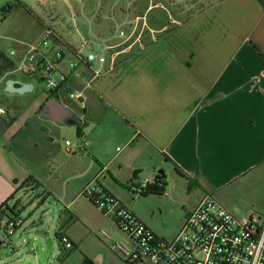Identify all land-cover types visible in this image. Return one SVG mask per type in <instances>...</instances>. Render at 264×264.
<instances>
[{
  "label": "crops",
  "instance_id": "1",
  "mask_svg": "<svg viewBox=\"0 0 264 264\" xmlns=\"http://www.w3.org/2000/svg\"><path fill=\"white\" fill-rule=\"evenodd\" d=\"M147 1L136 17L126 15L123 8L117 13L120 23L116 25L128 22L126 35L113 38L110 44L122 61L107 67L84 92L81 116L74 112L75 102L67 101L68 90L81 88L73 78H68L67 89L52 96L43 93L32 106L39 116L40 108L54 97L82 120L83 125L76 127L81 143L75 146H81L83 152L74 147L71 153L87 155L91 160L88 182L99 176L97 183L125 207L116 186H125L132 193L139 183L170 167L192 189L195 200L182 209L178 226L205 195H211L237 219L264 216V0H219L181 22L169 14L152 18L150 13L155 10L160 15L163 4ZM96 29L98 36L107 35L112 24L100 21ZM57 36L62 46L80 47ZM85 41L96 42L91 37ZM10 72L0 75V88L13 79L32 85L31 92L22 97L34 92L35 79L25 75L11 78L17 73ZM2 109L0 116L7 114ZM17 121L7 125L0 120V151L16 167L21 165L19 160L3 147L15 136ZM13 184L21 191L26 187ZM46 201L39 194L31 197L29 205L33 208L39 203L40 210ZM61 210L54 233L33 217L25 223L20 219L17 229L27 235L45 230L54 238L51 264H125L110 248L118 240L113 238L117 228L85 197L77 193L62 201ZM58 231L71 249L61 247L60 252L55 242H59ZM25 258L9 260L18 264Z\"/></svg>",
  "mask_w": 264,
  "mask_h": 264
},
{
  "label": "rangeland",
  "instance_id": "2",
  "mask_svg": "<svg viewBox=\"0 0 264 264\" xmlns=\"http://www.w3.org/2000/svg\"><path fill=\"white\" fill-rule=\"evenodd\" d=\"M130 1H135L127 10L132 18L143 12L147 0ZM151 1L154 3L156 0ZM157 1L163 4L162 7L159 6L161 14L153 10L150 13L151 17L163 18L169 14L171 19L181 22L204 11L219 0ZM126 7V0H0V51L6 57L10 51L21 54L36 43L41 38L43 30L48 28L70 44L81 46L91 37L90 32L98 28L100 21L112 24V29L114 28V24L109 20V13L113 12L115 22L120 23L117 13L121 8L125 11ZM88 51V47L83 48V53ZM118 61L122 59L119 58L116 65ZM14 75L10 77L21 76L19 73ZM33 84L34 92L25 97L4 92L3 86L0 88V106L7 112L0 116V120L7 125L18 120L13 128V131H16L13 134H16L4 144L3 150L11 152L23 166L21 168V165V167L11 165L5 159L3 151H0V199L3 198V202L8 200L10 208L20 201L21 205L16 206L23 223L29 221L30 217H33V221L41 219V226L54 233L56 219L62 211V201L70 200L77 193L81 194L82 189L90 185L95 176L88 182L91 160L87 155L66 151L67 148L81 143V138L76 135V127L58 126L37 115L32 105L35 104L36 98L45 92V83L37 79ZM74 102L76 104L74 112L81 116L82 111L79 110L81 104L78 101ZM67 142L69 147L66 145ZM160 171L164 173L166 183L165 192L161 196L149 195L142 198L133 192L128 193L125 186L115 188L120 193L121 201L141 221L158 237L170 240L181 228L177 225V220L182 214V209L189 208L195 200L191 198L192 189L189 190L185 181L177 177L170 167H163ZM29 175L40 183L39 187L28 179ZM66 178L71 180L65 183ZM13 183H17L18 186L24 183L26 187L23 191L17 190ZM43 190H48L53 196L47 199L40 210H37L39 203L30 208L31 197L42 194ZM7 221V216L0 219V240L8 236L14 249L23 247L28 240L27 233L18 228L9 235L5 228ZM116 231L118 233L112 236L119 240L122 234L118 229ZM55 242L56 246H60L61 252L62 245ZM9 259L7 254L0 255V264H15Z\"/></svg>",
  "mask_w": 264,
  "mask_h": 264
},
{
  "label": "built area",
  "instance_id": "3",
  "mask_svg": "<svg viewBox=\"0 0 264 264\" xmlns=\"http://www.w3.org/2000/svg\"><path fill=\"white\" fill-rule=\"evenodd\" d=\"M126 1L125 12L128 15L127 10L135 1ZM115 19L114 13H109L114 28L107 35L99 36L94 29L90 33L96 42L84 41L77 49L62 46L54 31L44 29L41 38L27 50L21 54L10 51L5 56L13 64L10 73L39 79L45 83L46 95L67 89L68 78H73L81 88L68 90L67 96L84 108V92L106 72L107 67L112 68L117 62L118 54L112 51L114 48L110 41L124 38L128 22L124 21L119 26ZM140 20L145 22L144 18ZM87 47L89 51L83 53V48ZM63 64L65 71L62 70ZM66 145L69 147L68 142ZM74 147L83 152L81 146L75 145L67 149L68 152ZM98 178L96 176L81 195L121 232L122 238L110 248L125 264H264V216L254 214L237 219L211 195H205L187 213L177 235L166 240L158 237L117 200L106 195L97 183ZM153 180L142 181L133 188V192L137 194L140 187L151 184ZM21 223L20 219L10 223L8 234H13L14 228ZM59 242L64 250L71 249L66 237H61Z\"/></svg>",
  "mask_w": 264,
  "mask_h": 264
},
{
  "label": "water",
  "instance_id": "4",
  "mask_svg": "<svg viewBox=\"0 0 264 264\" xmlns=\"http://www.w3.org/2000/svg\"><path fill=\"white\" fill-rule=\"evenodd\" d=\"M31 90V84H22L13 79H8L4 88V92L17 95L31 92ZM39 116L58 126L79 127L83 125L82 120L74 112L54 97L47 100L40 108ZM163 177V173L158 171L154 179L160 180ZM0 242L2 243L0 246V255L7 254L10 258L13 256L26 257L18 264H51L52 259L55 257L53 251L54 238H51L45 230H34L29 233L27 242L19 249H14L11 246L8 237L0 240Z\"/></svg>",
  "mask_w": 264,
  "mask_h": 264
},
{
  "label": "trees",
  "instance_id": "5",
  "mask_svg": "<svg viewBox=\"0 0 264 264\" xmlns=\"http://www.w3.org/2000/svg\"><path fill=\"white\" fill-rule=\"evenodd\" d=\"M13 67V64L11 61H9L8 59L5 58V56L0 53V75L5 73L6 71H8L9 69H12ZM53 92L50 94V96H52ZM175 171L178 175L182 176V177H185L184 174L177 168L175 167ZM29 180L33 181L35 184L39 185L37 181H35L32 177H29L28 178ZM21 185H24V183H22ZM99 185V184H98ZM100 186V185H99ZM101 187V186H100ZM165 187H166V183H165V178L163 177L162 179L160 180H156L154 179L153 182L149 185H146L144 187H140L138 192H137V195L139 197H142V198H146L147 196L149 195H152V196H161L164 194L165 192ZM102 188V187H101ZM102 190L104 191V193L112 198H114L111 194H109L107 191H105L103 188ZM50 193L47 192V191H44L42 192L41 194V197H42V201H46L49 197H50ZM115 199V198H114ZM117 200V199H115ZM118 201V200H117ZM119 202V201H118ZM120 203V202H119ZM121 204V203H120ZM16 205H18L17 203L13 206V208H10L8 206V200L5 201L4 203H2L0 205V219L2 218V216H7L8 218V221L6 223V230L8 229V226L10 223H13L15 222L16 220L20 219L19 216H18V211H15L16 209ZM122 205V204H121ZM124 208H126L127 210H129L127 207H125L124 205H122ZM130 211V210H129ZM7 212V213H6ZM9 213V215H7ZM130 213H132L130 211ZM133 214V213H132ZM134 215V214H133ZM135 216V215H134ZM15 230L17 228H14ZM56 237L58 238V240L61 238V237H65L63 236V234L61 233V231H58L56 233ZM1 242H0V246H1ZM63 257L62 254H60V257Z\"/></svg>",
  "mask_w": 264,
  "mask_h": 264
}]
</instances>
